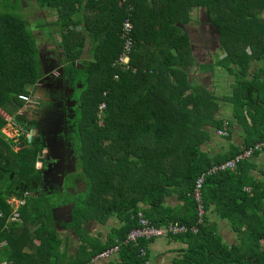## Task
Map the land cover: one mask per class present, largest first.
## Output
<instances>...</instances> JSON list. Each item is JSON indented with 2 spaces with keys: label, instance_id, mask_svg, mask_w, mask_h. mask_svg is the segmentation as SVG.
Wrapping results in <instances>:
<instances>
[{
  "label": "trees",
  "instance_id": "trees-1",
  "mask_svg": "<svg viewBox=\"0 0 264 264\" xmlns=\"http://www.w3.org/2000/svg\"><path fill=\"white\" fill-rule=\"evenodd\" d=\"M24 1L0 0V212L3 213L0 241L6 240L8 245L12 241L3 229L12 212L8 200H26L19 214L24 222L28 218L31 223L39 221L40 227L34 232L44 228L46 221L50 223L51 213L72 205L63 200L66 195L71 197L69 193L73 189L67 190L72 187L70 183L61 192L43 183L42 170L46 161L38 130L44 117L43 107L53 108L41 103L33 107L36 115L32 119L18 115L24 108L29 111L20 97H33L34 88L45 76L42 68L46 65L51 68L49 74L55 68L63 69L64 83L70 90L67 99L79 108L74 125H83L84 153H76L73 148L74 168L77 172L88 171L87 175H93L95 180L90 185L82 178L84 175L78 176L83 180L86 196L81 204L79 198L74 201L70 227L78 231L81 223L78 226L77 220L88 223L90 213L116 214L122 226L116 230L115 237L122 240L129 230L137 227L136 216L141 212L157 228L175 223L196 226V233L168 236L189 244L183 261L175 264H264V184L255 181L249 184L246 174L242 175L243 168L262 151H255L239 161L232 171L205 177L201 189V216L193 196L195 180L203 172L264 143V81L259 84L257 80L241 79L235 87L240 92L227 100L233 107L237 106L241 120L245 119L243 109H249V137L253 140L222 161L207 160L205 163L200 155V144L206 137L203 123L211 122L220 130H224V124L225 138L230 135V124L227 120L215 119L216 96L203 86H197L190 76L193 65L201 72L219 66L231 73L236 64L245 77L250 60L264 56V0H128L125 3L117 0H34L39 12L44 13L41 19L34 21L36 29L39 33L44 31L49 40L53 32L61 38L55 52L62 51L61 59L64 58L57 65H53L51 59L43 61L45 65L40 62L31 21L22 17ZM128 5L132 8L129 12ZM197 10L203 11L209 27L218 32V49L225 54L218 64L198 65L192 56L184 26L191 23ZM125 18L133 25L131 62L135 64V73L122 72L112 66L121 52L119 33ZM88 45L93 61L81 58ZM48 95L50 93L44 96L50 100ZM56 98L63 102L61 92L56 93ZM101 103H105L106 109L98 119L97 109ZM63 108L60 117L65 124L71 114L67 112L68 107ZM55 115L58 119L56 111ZM10 119L17 124L29 123L26 127L35 131L30 141L24 136L18 142L5 140L1 130ZM39 153H42V161L38 159ZM4 161L7 168L1 164ZM80 161L84 167L77 166ZM227 180L234 182V190L221 193L220 181ZM243 186L251 188V195L242 191ZM173 193L191 211L189 220L165 217L166 209L159 215L164 199ZM217 193L224 199L216 203L226 209L222 216L235 227H245L243 232L239 228L238 243H221L207 226V210L215 202ZM139 203L149 206V210L144 213L138 210ZM31 211L37 215L31 216ZM46 233L41 244L47 247V252L48 247L57 250L59 242L55 241L54 231L46 230ZM150 242L140 241V247ZM112 245L109 243L98 249ZM18 254L14 252L10 259L15 261ZM51 256L45 264H56L55 258L49 261ZM118 256V264L144 262L138 258V249L131 245L122 247Z\"/></svg>",
  "mask_w": 264,
  "mask_h": 264
},
{
  "label": "crops",
  "instance_id": "crops-1",
  "mask_svg": "<svg viewBox=\"0 0 264 264\" xmlns=\"http://www.w3.org/2000/svg\"><path fill=\"white\" fill-rule=\"evenodd\" d=\"M89 51L90 45H88L86 50L81 53V58L93 61L94 59L90 55ZM57 52L61 53L60 55L57 54L58 56H62V51ZM195 61L197 63L196 58ZM199 62L202 63V65L213 64H210V62H205L204 60ZM195 68L197 69V72H200L199 67L196 66ZM245 71L246 73L244 77V73L240 71L238 65L234 64L232 72L234 76L233 84L228 87L225 86V90H221L220 93H216V89H214L215 81L222 80L225 82L226 77H231V75L228 76V72H226L223 67L219 66L213 68L212 71L200 72L201 74L205 75H210L209 72L212 74V82L210 81V86H208L210 88L206 89L217 98L216 102L218 104V111L215 115V119L220 121L227 120L230 124V135L228 138H223L222 136H218L216 134V131L220 129L214 127L211 122L203 123L202 130L206 133V137L200 144V155L202 160H205V163L207 160L215 162L222 161L228 154L234 152V150H239L240 148L244 147L247 141L253 140V138L249 137L251 130L249 128L251 125V119L248 116L249 109L248 111L246 108L243 109V119L245 118V121L241 119L237 120L236 118H233L232 115L233 103H230L227 100H229L228 98H230L233 94H237V92H239L237 89H235V87L237 83L242 81L241 79L244 78L249 82L257 80V83L259 84L264 81V56H255L253 59H251ZM194 75L195 74H193V76ZM29 98H32V96L30 95ZM7 127L8 126L6 125L5 128ZM24 128L26 127L24 126ZM22 134L24 138L28 139V133L25 132V129L22 130ZM7 139L8 138L5 137V140ZM8 140L18 142V139L14 138ZM42 148L44 149L43 153H45L46 147L44 146ZM14 151H17V149L15 148ZM55 160L56 161H54V164L55 162L59 163L61 160L60 156L56 155ZM74 164L75 162L73 160L72 165ZM49 167L50 166L48 164L43 166L42 175H44V177L45 173L43 172L48 170ZM74 172L77 174L76 170ZM58 174L61 181L60 184L62 185V182L65 180L66 173L65 171H62ZM237 174L239 175L240 173L238 172ZM243 174H246L247 183L249 184L252 181L264 184V150H262V152L254 156V158L248 162L247 168H243L242 175ZM78 176L79 175H76V178L81 182L82 180ZM48 179L49 178H44L43 183H45ZM50 184L53 185V187L56 186L54 182H50ZM233 184L234 182L229 180L226 182L220 181V192L223 193L229 192L230 190L233 191ZM55 191L60 192L58 186ZM242 191L251 195V188L249 186H243ZM227 194L230 195L231 193ZM214 199L215 202L207 210V226L214 231L216 237L221 243L225 245L238 243L240 236L239 233L244 231V225L242 227L233 226L227 217L222 216V213H224V211L226 212V209L220 204H216L217 201L224 200L223 197L217 193L214 196ZM10 200L7 201L8 205L10 204ZM24 201L26 203L25 199ZM230 205L235 207V204L232 202H230ZM11 206L10 208L13 212L14 207ZM137 207L138 210L142 211L143 213L149 210V206L144 203H139ZM19 209L17 210L18 218L14 221H7L5 223V227L3 228L9 233L12 241L10 245H8L6 240L0 241V261H7L11 264H45L47 262V257L52 255L48 259L49 261L53 262L55 258L56 264H118L120 262V258L118 256L119 254L105 260L91 262V260L97 254L107 250L111 246L106 247L103 250L98 249L99 247L107 246L109 243H113L114 245L116 242L120 241L117 239V237H115L116 230L122 226V221L118 215L90 213L88 215L90 220L86 225L83 226V229H85L83 231L85 232V236L83 237L80 233L81 229L75 231L72 227H70L72 221L66 220L63 222L56 219L57 212L51 213L50 223L46 221L43 225L44 228H40L38 232H34L35 228L37 229L40 227L39 221L36 223H31L29 222L30 219L28 218L27 221L24 222L23 218L20 217ZM163 209H166L168 212V214L165 215V217L167 216L168 218H175L176 220H189L188 217L191 216V211L188 209L185 202L180 201L176 193H173L164 199L163 208L160 210L159 215H161ZM60 212L65 213V210H61ZM30 214L31 216L37 215L34 211H31ZM100 218L103 220H98ZM159 218L160 216H158V220ZM167 221L169 222L170 219ZM239 228H241V231H239ZM46 230L51 232L54 231L55 241L59 242L57 250H53V248L51 249L48 247L47 252V247L41 244V242H44L45 238L47 237ZM188 248V242L184 241L183 239L176 240L168 237L154 239L148 244L147 260L150 262V264H175L177 262L183 261L182 256H184ZM14 252H19L20 254L17 255V259L15 261L10 259Z\"/></svg>",
  "mask_w": 264,
  "mask_h": 264
},
{
  "label": "rangeland",
  "instance_id": "rangeland-1",
  "mask_svg": "<svg viewBox=\"0 0 264 264\" xmlns=\"http://www.w3.org/2000/svg\"><path fill=\"white\" fill-rule=\"evenodd\" d=\"M23 5V11H22V17L26 20H30L31 21V25L30 28L33 29L34 34L36 36V44H37V49L39 52V60L42 64L43 61L52 60L53 65H57L60 60H63V58L61 59L62 56H58L57 54H61L58 52H55V48L57 43H60L61 38L58 36V34L56 32H53V36L52 39L49 40L48 37L46 36V33L44 31H42L41 33H39V31L36 29L37 25L35 24L34 21L41 19L44 16V13L39 12V10L36 8V4L34 0H25L23 2V4H21V7ZM193 19L191 21V23L187 26H184V29L186 30V33L189 36V41H190V48H192L191 53L193 58L197 59V63L198 65H202V63H200L199 61L204 60L205 62H210L211 63H215L218 64V62L222 59L225 58V54L223 52L220 51V49H218L219 47V37H218V32L214 29H211V27H209L208 22H207V17L204 15L203 11L201 10H197L194 14H193ZM214 31L212 34L213 36H215L214 39V43L211 44L213 47L209 48L207 47V44L202 43V38H201V34H205L208 38H209V32ZM217 35V36H216ZM190 37L192 39H190ZM206 38V40L208 39ZM48 42H50L48 44ZM192 44V47H191ZM205 45V46H204ZM207 50V51H206ZM206 51V52H205ZM248 53H250V50L247 49L246 50ZM204 52V53H203ZM204 54L203 56H199V54ZM41 64V66L43 67V65ZM45 65V64H44ZM131 66L135 67V64L133 62H131ZM196 66H192L190 71L192 72L190 74V76L192 77L191 79L193 80V82L197 83V86L201 85L204 88H210L208 86H210V81L212 82V74L211 72H209L210 75H205V74H201L200 72H197V69L195 68ZM51 68H47V66L45 65V67L42 68V70L45 72V76L46 79L42 80V86L45 87L43 84L44 82L47 80V85H49V90L50 92H46L44 95L49 94V98H51L50 100L43 95L42 100L40 101L41 103L44 104H49L53 110H51L50 108H44V111L42 113V115L44 117H42V125L39 128V135L42 137L40 138L41 141H43L42 145H45L46 149H48V147L50 148L49 152V156L52 158L50 159V162L53 164L55 161V157L56 155H61V160H60V164L59 166L64 167V164L70 160V156H74L73 155V148H75V152L76 153H84V148H82V140L84 138H82V132H81V126L83 127V125H81L80 127L74 125V122L76 123L78 114H79V108L77 106H75V103H71L68 104V114H71V117H67L66 118V123L68 124V126H66L64 124V118L60 117L61 114H63V110H65V108H63V106H66L64 104V102H61V99H57L56 98V93L59 92V88L62 80H61V76H56L57 74H61L62 70L60 69H56V70H52L50 72V74L48 73V70H50ZM48 73V74H47ZM193 74H195L193 76ZM208 74V73H207ZM231 77H226L225 82L222 80H217L214 83V89H216V93H220L221 90H225V86H231L233 84L234 81V76L231 73H228V76ZM64 84V83H63ZM64 86V85H63ZM56 87V89H55ZM65 87V86H64ZM63 87V88H64ZM68 89V88H67ZM66 90V89H65ZM69 90V89H68ZM70 91V90H69ZM239 91V90H238ZM240 92V91H239ZM33 97L29 98V100L26 102L27 107L29 108V111H27L26 109V117H31V119L36 115L35 110L33 107H36L38 105H34V101H36V98L38 96V94H41L40 89L37 90V87L34 88L33 90ZM60 97V96H58ZM77 98V96H75ZM68 100L70 101V98H68ZM67 102V101H66ZM25 104V105H26ZM76 109H75V107ZM67 107V106H66ZM71 107V108H70ZM237 107V106H235ZM233 107L232 109V115L233 118H236L237 120L239 119V110L238 108ZM24 110V111H25ZM57 112L58 115V119H56V115H55V111ZM39 111V108H38ZM45 112V113H44ZM47 115V116H46ZM44 119V120H43ZM61 121V126L59 127V122ZM223 126H225L223 124ZM64 129V131H63ZM5 133L7 134V138L8 139H13L16 136V133L13 132L11 129H9L8 127L4 129ZM218 133V131L216 132ZM35 135V131L34 134ZM15 150V148H14ZM47 151V150H46ZM52 152V153H51ZM48 158V157H47ZM42 159V157L40 158ZM46 161V158H45ZM69 162H67L66 164H68ZM1 164H4L7 168L8 164H6V162H1ZM65 164V165H66ZM70 166V164H68ZM77 166H81L84 167L82 162H78ZM73 169H75V164L70 166ZM79 169V168H78ZM88 171H85V173L83 171H78V175L79 176H83L82 178L87 181V184L93 185V183H95L94 180V176L89 174V176L87 175ZM50 175V174H48ZM86 191V190H85ZM74 195L75 197H73L71 194V197H68L67 195L64 197L63 200L72 203V206L70 208V210L68 211V208L66 212L67 213V217L66 220H70L72 221V212L73 211V205H74V201H76L77 198H79L80 204H81V200L86 196V192L85 193H79L78 191H75L73 189ZM79 193V194H78ZM77 195V196H76ZM61 200V202L63 201ZM85 200V199H83ZM82 200V201H83ZM82 207V206H80ZM81 223V228H79L80 233L82 234V236H85V232H83L85 229H83V226L86 225L87 223L84 222H80L79 219L77 220V224L78 226ZM75 224V223H74ZM234 243V242H232Z\"/></svg>",
  "mask_w": 264,
  "mask_h": 264
},
{
  "label": "built area",
  "instance_id": "built-area-1",
  "mask_svg": "<svg viewBox=\"0 0 264 264\" xmlns=\"http://www.w3.org/2000/svg\"><path fill=\"white\" fill-rule=\"evenodd\" d=\"M120 3H125L128 0H117ZM130 5H128L129 7ZM127 7V12L131 11V7ZM132 32H133V25L129 18H125L122 27L120 30V35L119 39L121 41V52L119 56L117 57L116 60L112 63L113 67H116L117 69H120L122 72H131L135 73L136 72V67L131 66V56L133 53V47H134V42L132 38ZM115 79H117V76H115ZM106 94L104 93L103 96ZM26 104V102L29 100L27 97H20ZM28 103V102H27ZM106 109L105 103H101L98 105L97 109V116L98 119H101L104 111ZM20 112L18 113V115ZM8 128L11 130H17L18 124L13 121L12 119L9 120L7 124ZM14 131V132H15ZM218 133H216L218 136H222L223 138L227 136V132L224 126V130H217ZM216 131V132H217ZM1 134L4 135V137L7 138V134L5 133L4 130L1 131ZM28 137V134H27ZM264 150V143H259L256 144L253 148L249 150H244L243 153L237 155L234 159H229L219 165L212 166L210 169L207 170L206 173H202L197 180H195L194 183V188H193V196L196 200L197 203V208H198V215L201 216L203 215V210H202V204H201V189H202V184L204 182V179L206 176L212 175V174H218L221 172H225L227 170H234L236 164L248 158L251 156V154L255 151H262ZM10 204L14 207L13 212L11 213L10 218L6 220L7 221H14L18 218V212L17 210L24 206L25 201L24 199L18 200V199H12L10 200ZM9 204V205H10ZM10 205V206H11ZM11 206V207H12ZM137 221L138 225L137 227L132 228L129 230L124 238L118 242H116L113 246L108 248L107 250L97 254L91 262L94 261H101L105 260L108 258H111L112 256L118 255L122 247L126 246H132L138 249V258L143 260V264H150V262L147 260V251H148V245H145L143 247H140V241H146L150 242L154 239L158 238H166L170 235H179V234H185L188 232L196 233L197 228L196 226L192 227H187L185 225H180L178 223H175L173 225L169 224L166 227L163 228H157L153 226L147 219L143 217V214L141 212L137 213ZM3 220V213L0 212V222ZM199 223H202V219L199 220ZM0 264H11L10 262L7 261H0Z\"/></svg>",
  "mask_w": 264,
  "mask_h": 264
},
{
  "label": "flooded vegetation",
  "instance_id": "flooded-vegetation-1",
  "mask_svg": "<svg viewBox=\"0 0 264 264\" xmlns=\"http://www.w3.org/2000/svg\"><path fill=\"white\" fill-rule=\"evenodd\" d=\"M212 29V28H211ZM214 29V28H213ZM214 31H212L211 32V30H210V32L208 33L210 36H209V38L205 35V34H201V38H202V43H204V44H207V47H209V48H211V47H213L211 44H213L214 43V39H215V36H213V33ZM215 33V32H214ZM216 34V33H215ZM218 35V34H217ZM216 35V36H217ZM218 37H219V35H218ZM206 38H208L207 40H206ZM190 39H192L191 37H190ZM205 46V45H204ZM191 47H192V44H191ZM191 50H192V48H191ZM207 51V50H206ZM205 51V52H206ZM204 53V52H203ZM199 54V56H203L204 54ZM56 69H60V68H55L54 70H56ZM53 70V71H54ZM62 70V72H61V74H57L56 76H61V80H62V83H61V85H60V87L59 88H57V89H59V92H61V96H62V98H63V102H64V104L68 107L69 105L68 104H71L72 102H70L68 99H67V96H68V93H70V91L67 89V87L65 86V83H64V76H63V69H61ZM57 71V70H56ZM52 73V72H51ZM46 79V76H44L43 78H42V80H45ZM42 80L39 82V84H37L36 85V87H37V90L38 89H40V92H41V94H38V96H37V98H36V101H34V105H40L41 104V100H42V98H43V95L46 93V92H50V90H49V85H47V80L44 82V86L45 87H43L42 86V84H40V83H42ZM64 83V84H63ZM65 87H64V86ZM64 87V88H63ZM55 89H56V87H55ZM66 89V90H65ZM58 99V98H57ZM67 101V102H66ZM27 105V104H26ZM24 110H25V108H24ZM24 110L23 111H21L20 112V116H22L23 118H25L26 117V114H24ZM29 125V123L28 122H26V124L25 125H23V124H19L18 123V128H17V130H16V136H15V138L14 139H19L21 136H23V134H22V130L23 129H25V132H27L28 133V137L29 136H32V132H34V131H32V130H30V129H28L26 126H28ZM24 126L26 127V128H24ZM13 131V130H12ZM15 131V130H14ZM13 131V132H14ZM45 146V145H44ZM43 145H42V147H44ZM50 147V146H49ZM48 147V149H46L47 151L45 152V155H44V153H43V155H44V161H45V158H46V162L44 163V161H43V166H46L47 164L50 166L49 167V169L48 170H45L43 173H45V177H44V175H43V181H44V178H49L45 183H44V185L45 186H47V187H49V188H51L52 190H55V189H57V186H58V189L60 190V192L63 190L62 188L65 186V185H67V184H71L72 185V187L71 188H69V189H67V190H70V189H74L75 191H78L79 193H85V187H84V185H83V180L80 182L79 181V179H77L76 178V175L77 174H75V170L72 168V167H70V166H72V162H73V160H74V162H75V159L73 158V156H70V160H68L67 162H69L68 164H70V166L68 165V164H66L64 167H61V166H59V164H60V162L58 163H56L55 162V164L53 163H50V159H52L50 156H49V152L48 151H50V148ZM52 153V152H51ZM60 156V158H61V155H59ZM43 157V156H42ZM48 157V158H47ZM42 161V160H41ZM56 161V160H55ZM43 171V170H42ZM62 171H65V173H66V176H65V180L62 182V185L60 184V179H59V174L58 173H61ZM48 174H50V175H48ZM50 182H54L55 183V185L56 186H54L53 187V185H51L50 184ZM48 184V185H47ZM48 192H50V191H48ZM72 192L73 191H71V195L73 196V197H75V195L74 194H72ZM78 193V194H79ZM77 196V195H76ZM67 209L65 210V213H63V212H57L56 214V219H58V220H61V221H63V222H65L66 221V215H67Z\"/></svg>",
  "mask_w": 264,
  "mask_h": 264
},
{
  "label": "water",
  "instance_id": "water-1",
  "mask_svg": "<svg viewBox=\"0 0 264 264\" xmlns=\"http://www.w3.org/2000/svg\"><path fill=\"white\" fill-rule=\"evenodd\" d=\"M32 134H34V132H32ZM30 139H31V136L28 137V140H29V141H30ZM41 157H42V153H39V158H38L39 161L41 160V159H40ZM71 206H72V205H69V206L64 207V208H63V211L66 210V208H68V211H69L70 208H71ZM61 210H62V209H61ZM68 211H67V212H68Z\"/></svg>",
  "mask_w": 264,
  "mask_h": 264
}]
</instances>
